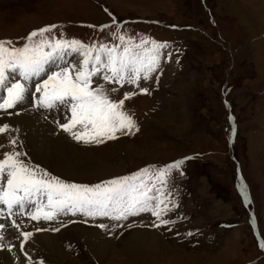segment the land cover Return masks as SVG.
Here are the masks:
<instances>
[{"label":"rangeland","instance_id":"374dc122","mask_svg":"<svg viewBox=\"0 0 264 264\" xmlns=\"http://www.w3.org/2000/svg\"><path fill=\"white\" fill-rule=\"evenodd\" d=\"M249 2L260 8L264 0H0V41L15 46L48 25L58 27L47 35L62 32L85 45H119L111 36L117 29L136 42L168 43L162 70L150 79L139 86L106 85L118 89L109 92L114 101L135 93L124 105L137 122L134 135L117 134L97 144L77 142L64 132L74 156L52 160L30 149L14 114L0 115L12 129L0 136L5 150L11 151L8 136H15L16 150L29 166L90 186L192 157L181 166L183 175L173 170L167 177L179 206L165 218L175 224L153 227L150 212L125 221L79 212L53 221L28 222L22 216V230L45 228L32 233L50 234L53 242L25 248L27 241L21 251L23 238L11 233L0 241V253L13 245L10 264H264V15L249 10ZM104 25L110 27L100 31ZM97 83L105 82L93 78V86ZM26 109L33 111L21 105L16 111ZM97 241L106 244L104 251L94 247Z\"/></svg>","mask_w":264,"mask_h":264},{"label":"snow or ice","instance_id":"6c2138e0","mask_svg":"<svg viewBox=\"0 0 264 264\" xmlns=\"http://www.w3.org/2000/svg\"><path fill=\"white\" fill-rule=\"evenodd\" d=\"M113 18V23H115ZM57 25H48L33 30L23 43L15 46L12 41H0V89L6 96L0 97V110L14 109L21 105L29 94L28 82H32L35 93L39 94L37 107L46 110L63 109L67 121H58L61 130L77 142L104 143L117 139L118 135H134L138 131L133 115L124 110L126 100L135 93L124 94V98L114 101L109 92H117L107 84H135L147 81L151 74L161 69V59L167 42H157L142 38L136 42L133 37L119 34V29L111 33L119 45L93 42L85 45L76 39L47 35ZM89 27H95L89 25ZM110 27L104 25L100 31ZM66 56L72 57L66 63ZM79 56L80 59H75ZM168 58L171 53H167ZM54 66L57 70L52 71ZM42 74L46 78H39ZM93 78L103 79L105 83L93 86ZM158 79V77H157ZM9 81H14L9 86ZM147 94V88H141ZM14 114V113H11ZM12 131L7 123H0V136ZM11 151H0V241L7 239L6 231L11 228L23 238L19 247L24 250L25 243L33 235L24 231L14 217L26 216L33 221H53L59 214L107 217L112 221H125L130 216L150 212L155 220L153 227L160 228L175 224V220L165 218L179 206L167 188V177L173 170L180 171L185 157L161 168L141 169L131 176L113 178L96 185L67 183L51 176L46 171L31 167L21 157L24 153L16 150L17 137L8 136ZM0 144V149H4ZM5 210L7 215H5ZM10 221V224L7 223ZM117 225H114L116 227ZM106 228V225H99ZM170 230V229H169ZM36 231H47L37 228ZM59 231V228L53 229ZM187 235H193L188 233ZM4 245L0 243V247ZM13 245L8 246L11 251ZM264 248V244L260 245Z\"/></svg>","mask_w":264,"mask_h":264},{"label":"bare ground","instance_id":"6f19581e","mask_svg":"<svg viewBox=\"0 0 264 264\" xmlns=\"http://www.w3.org/2000/svg\"><path fill=\"white\" fill-rule=\"evenodd\" d=\"M253 3H255V2H253ZM253 3H250V6H248L249 10H250V8H254L255 13L260 11L259 13H262V15H264V2H261V3L258 2L260 5V8L253 7V5H254ZM261 17H264V16H261ZM259 20H260V18H259ZM49 67H51V66H49ZM31 85H32V83L28 82V88H29L30 94H32V92H33V91H31ZM26 96L28 98L29 94H26ZM35 96H37V94L34 95V98H35ZM27 98H25V100L23 101L21 106L30 107L34 112L30 111L28 109H26L23 113H21L20 110L16 111V108L20 106V105H18L14 109L7 110V112L5 110H0V115L10 117L13 115L11 113H14V115H13L14 121H16L23 128V130H25L27 144H28V146H30V149L33 152L37 153V156L42 157V158H43V156H48L52 160L53 159L59 160L62 158L63 159L68 158L69 154H70V156L72 155V157H73L74 154H72L71 151H73V149H75V148L73 147V144H71L70 141L67 138H65L64 132L58 126V121H61L62 119L64 122L67 121V116H70V112L66 113L63 109H59V110L52 109V110H46L47 111L46 114L48 115V117L43 116V114H42L43 109L37 107V101L38 100L35 98V103L32 104L31 103V96L29 97L30 99L27 100ZM35 111L38 112L39 115L36 114ZM42 117L43 118L45 117L44 118L45 120L42 119ZM53 119H56V123L53 122ZM0 123H2L1 120H0ZM0 144H3L5 146V142L2 141L1 139H0ZM4 150H5V147H4V149H0V151H4ZM2 184L4 186H6V183L4 181L2 182ZM20 218H21V216L19 218H15V219H17V221L19 222ZM0 222H4V221H0ZM7 223L10 224V221H7ZM27 231H31V230L28 229ZM14 232L17 234V237H20L19 233L16 230L11 229V228H9L6 231L5 235L7 237H11L10 234L14 233ZM31 232L37 233L40 231H36V229H35L34 231H31ZM91 233L96 234L97 232L95 231V232H91ZM52 238L53 237L47 233L41 234V235L33 234L31 237H29V239H28L29 242L27 245L25 244L26 245L25 248H28L29 246H31L33 244L35 245L37 242L41 246L47 247L49 244L51 245V243L53 242ZM21 239H22V237H21ZM142 241H145L146 244L157 242V241L154 242L155 240H153V239L149 240V241H146L143 239ZM145 242L143 244L141 242V240H139L138 243H142L143 245H145ZM94 247H97L99 249V251H101V250L104 251L106 249V244L97 241V243L94 245ZM6 249L0 253V259L2 260L3 264H10L12 257L13 256L15 257V255L11 254ZM56 254L61 256L60 252H56Z\"/></svg>","mask_w":264,"mask_h":264}]
</instances>
